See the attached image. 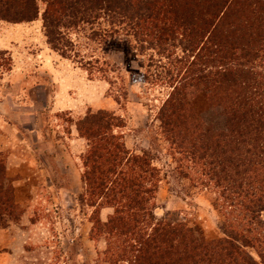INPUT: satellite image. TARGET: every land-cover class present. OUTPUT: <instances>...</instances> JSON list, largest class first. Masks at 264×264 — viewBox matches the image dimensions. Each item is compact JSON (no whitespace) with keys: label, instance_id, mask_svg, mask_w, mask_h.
I'll return each instance as SVG.
<instances>
[{"label":"rangeland","instance_id":"374dc122","mask_svg":"<svg viewBox=\"0 0 264 264\" xmlns=\"http://www.w3.org/2000/svg\"><path fill=\"white\" fill-rule=\"evenodd\" d=\"M37 1L43 13L45 5ZM249 1L246 24L247 18L263 19L264 7L257 6L261 0L228 4L239 17ZM38 21L0 23V264H131L107 253V239L98 234L96 221L107 223L115 209H101L100 200L90 205L82 178L89 143L77 124L101 110L122 119L123 128L115 133L130 156L148 154L158 171V219L184 223L208 241L255 228L246 224L251 220L243 209L232 206L234 192L226 186L243 183L247 197L241 200L249 205L254 195L264 197V172L258 180L252 173L238 176L229 151L224 148L219 156L220 145L228 141L224 107L212 106L208 94L192 86L200 53H192L179 33L177 40L173 37L178 27H164L169 34L159 42L168 39L169 45L160 54L152 40L163 33L162 24L150 27L149 37L139 41L124 29L113 33L105 21L80 26L69 32L73 46L64 57L50 47L43 21ZM225 23L237 26L230 17ZM256 29L264 50V21ZM257 61V70L264 72L262 60ZM177 86L186 95V113L192 107V116L204 123L212 149L211 157L190 162L189 170L181 168L172 134L161 119ZM260 218L264 222V212ZM246 252L258 260L255 250Z\"/></svg>","mask_w":264,"mask_h":264},{"label":"trees","instance_id":"16d2710c","mask_svg":"<svg viewBox=\"0 0 264 264\" xmlns=\"http://www.w3.org/2000/svg\"><path fill=\"white\" fill-rule=\"evenodd\" d=\"M42 1L43 13L37 0H0V23H31L41 18L48 44L64 57H68L73 46L69 32L80 26L105 21L113 33L124 29L139 41L141 37H149L150 27L162 24L159 29L163 33L152 40L158 42L155 48L160 54L169 45L168 39L162 44L159 42L169 34L164 27L168 24L178 27L173 37L176 39L175 34L179 33L178 38L182 36L181 42L192 53L196 50L200 53L195 64L196 76L190 78L192 86L206 92L212 106L217 102L224 107L228 141L224 147L220 145L219 156L226 148L233 158L232 168L239 170L238 176L247 177L252 173L259 179L258 174L264 172V72H259L255 63L261 59L264 65L261 36L256 33L264 21L260 7H264V0L257 4L263 19L259 21L255 17L252 22L247 18L248 24L243 16L252 8L251 1L248 11H242L239 17L229 8L230 0ZM229 17L236 27L225 23ZM246 41L250 44L249 51ZM90 72L93 73L92 68ZM177 88L166 102L161 119L166 133L172 134L181 168L189 170L190 162L196 164L211 157L212 149L204 123L192 116V107L186 113V95H182L180 86ZM77 128L89 143L83 158L82 178L92 200L90 205L95 206L100 200L101 209L108 206L115 209L107 223L96 221L98 234L107 239V253L131 264H264V233L261 232L264 230L259 233L260 226H264L260 218L264 197L254 195L256 200L246 205L241 200L247 197L243 183L226 186V190L230 188L234 192V197L229 198L234 202L232 206L243 209L251 220L246 224L255 228L247 231L238 228L219 240L199 238L184 223L158 219L154 202L158 190L154 178L158 177V171L152 167L148 154L130 156L121 135L115 133L123 128L120 117L103 110L89 113ZM241 169L245 171L240 172ZM228 183L232 184L233 180ZM246 249L255 250L258 260Z\"/></svg>","mask_w":264,"mask_h":264},{"label":"crops","instance_id":"0c3cea01","mask_svg":"<svg viewBox=\"0 0 264 264\" xmlns=\"http://www.w3.org/2000/svg\"><path fill=\"white\" fill-rule=\"evenodd\" d=\"M39 22H40V21H38V22H34V23H30V24H35V23H39ZM38 25H39V24H38ZM81 141L83 142V140H77V139H76V142H81Z\"/></svg>","mask_w":264,"mask_h":264}]
</instances>
